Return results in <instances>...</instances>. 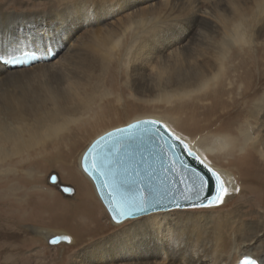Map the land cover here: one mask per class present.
<instances>
[{"label":"bare ground","instance_id":"1","mask_svg":"<svg viewBox=\"0 0 264 264\" xmlns=\"http://www.w3.org/2000/svg\"><path fill=\"white\" fill-rule=\"evenodd\" d=\"M32 2H41L44 6H27L24 0L0 2V40L26 38L31 43L24 50L40 54L38 62L25 68H9L0 63V74L6 76V80L0 81V150L12 144L15 147L10 151L16 155L23 151L21 147L29 148L24 138L18 147L14 144L21 135H30L47 124H57L91 105L105 83L104 75L113 58L117 59L112 65L125 62L132 86H139L134 88V93L141 98H155L164 91L183 93L207 86L220 67L219 61L243 41L244 35L250 37L246 51L254 61L258 57L257 46H264V0H201L206 5L199 12L203 19L193 32L185 28L159 34L158 27L191 9L181 5V11L177 12V0H86L96 7L93 15L91 8L85 12L80 6L85 0ZM47 37L52 38L55 59L45 60L49 52H45L40 41ZM244 53L242 48L234 56ZM111 71L113 77L117 73L114 65ZM251 106L244 121L248 127H240L238 132L242 136L240 163L254 160L255 172H261L254 157L264 161V95ZM145 119L155 118L142 117L128 123ZM87 146L78 157L81 172L79 161ZM222 173L229 191L233 190L235 182L230 174ZM82 174L103 204L93 181ZM74 194L77 193L73 190L70 196ZM85 194L87 197L86 191ZM250 199L239 200L217 216H180L183 211L174 210L188 208L164 206L121 225L110 220L119 227L79 246L69 264H199L197 256L208 258L211 264H236L248 244L245 237L254 239L255 235L264 233L262 202L258 197ZM91 203L93 200L87 197V204L94 207ZM98 221L92 222L99 225ZM27 227H23L24 233L0 228V243L7 245L0 250L1 264H36L37 256L42 258V251L37 250L40 246L35 251L17 246L31 232L34 235L37 226ZM47 230L66 235L62 230ZM35 235H39L32 236L38 245L49 238V234L35 232ZM262 250L264 241L251 248L249 255L255 258Z\"/></svg>","mask_w":264,"mask_h":264},{"label":"rangeland","instance_id":"2","mask_svg":"<svg viewBox=\"0 0 264 264\" xmlns=\"http://www.w3.org/2000/svg\"><path fill=\"white\" fill-rule=\"evenodd\" d=\"M8 1L14 0H0ZM24 1L27 6H44L41 2ZM249 39V35H244L243 44L239 43L225 54L227 56L221 60L223 63L219 61V69L204 88L188 89L183 93L164 91L155 98H141L134 93V88L139 86H132L124 61L118 66L113 64L117 73L112 77V62L117 59L113 58L104 75L105 83L91 105L57 124H47L30 135H21L14 144L18 147L24 138L29 148L23 143L20 149L23 151L18 155L10 151L15 147L12 144H6L10 147L0 150V228H11L17 233H24V226L62 230L74 241L71 242L70 237L69 243L63 241L52 245L45 240L38 245L32 236L39 235L35 232L32 235L31 232V236L23 242L26 243L17 246L27 250L34 248L33 251L40 246L37 250L42 251L40 255L44 257L37 256L36 264H69L68 260L73 259L78 248L119 227L110 222L106 208L94 190L89 193L91 183L79 170L78 157L95 136L142 117L163 120L178 134L185 136L202 157L207 156L221 172L229 173L235 182L234 188L241 189L239 193L231 190L234 196L219 208L174 210L183 211L180 216H217L234 207L239 200L254 197L260 198L264 207V161L259 156L254 157L262 169L255 172L257 162L250 159L240 163L239 155L242 148L239 128L248 127L244 121L248 118L251 105L264 95V46H257L258 57L254 61L249 57L251 53L246 51ZM122 43L119 42V45L122 46ZM242 48L245 53L234 56ZM52 174L57 177L54 183L50 181ZM60 185L72 188L77 194L70 196L73 191L64 194L58 188ZM85 191L88 199L93 200L91 206L94 207L87 204ZM91 209L93 212H90ZM96 220L99 225H94ZM6 246L5 242L0 243V250Z\"/></svg>","mask_w":264,"mask_h":264},{"label":"snow or ice","instance_id":"3","mask_svg":"<svg viewBox=\"0 0 264 264\" xmlns=\"http://www.w3.org/2000/svg\"><path fill=\"white\" fill-rule=\"evenodd\" d=\"M181 5L191 10L158 27L157 34L185 28L191 33L196 29L198 21L203 19L199 15L200 9L206 5L201 0H177V12L181 11ZM80 6L85 12L91 8L92 14H96V7L86 0ZM51 39L47 37L40 41L46 53L51 50ZM29 43L31 41L19 36L0 40L3 49L0 61L23 65L32 59L24 51ZM4 80L6 76L0 74V81ZM168 151L172 152V157H167ZM185 157L191 158L199 167L189 164ZM79 165L94 182L110 220L117 225L164 206L192 210L219 208L233 195L225 175L208 157H202L185 136L160 119L137 120L105 132L83 151ZM161 176L163 178L158 179ZM50 178L53 182L57 180L54 175ZM63 191L73 189L65 187ZM240 191L239 187L234 188L235 193ZM178 197H182L185 203H181ZM245 239L248 244L240 264H264V250L255 258L249 255L251 248L264 241V233L255 235L254 239L250 236ZM60 240H70V237H56L50 244H57ZM195 259L199 264H211L208 258L197 256Z\"/></svg>","mask_w":264,"mask_h":264},{"label":"water","instance_id":"4","mask_svg":"<svg viewBox=\"0 0 264 264\" xmlns=\"http://www.w3.org/2000/svg\"><path fill=\"white\" fill-rule=\"evenodd\" d=\"M145 120H148V119H145ZM123 127H125V126H123ZM113 129H115V128H113ZM113 129H111V130H109V131H112ZM109 131H107V132H109ZM105 133V132H104ZM104 133H102L101 135H103ZM101 135H99V136H101ZM99 136H97L95 139H97ZM94 139V140H95ZM93 140V141H94ZM93 141H91L90 143H89V145L93 142ZM161 143H163V140H161ZM88 145V146H89ZM87 146V147H88ZM86 147V148H87ZM150 147H151V145H150ZM177 148H179V145H177ZM172 152L171 151H168L167 152V157H172ZM187 160H188V162H189V164H191V165H193V166H197V167H199L198 165H196V162L195 161H193L191 158H187V157H185ZM52 175H54V174H52ZM55 176V175H54ZM163 177L161 176V177H159L158 179H162ZM50 181L51 182H53L52 180H51V178H50ZM57 181V180H56ZM55 181V182H56ZM54 183V182H53ZM94 183V182H93ZM65 187H68V186H65V185H60L58 188H59V190H61V192H63L64 194H70L71 192H64L63 191V189L65 188ZM96 189V188H95ZM96 192H97V194H98V196H99V193H98V191L96 190ZM100 197V196H99ZM101 199V198H100ZM178 199L180 200V202L182 203L183 201V198H180V197H178ZM101 201H102V199H101ZM103 203V202H102ZM166 203V202H165ZM104 205V204H103ZM105 206V205H104ZM105 208H106V206H105ZM34 231L35 232H37V233H40V234H44V235H47V234H49V238H48V243L50 244V241L52 240V239H54V238H56V237H65L66 235H64L63 233H55V232H51V233H49V230H47L46 228H39V227H36V228H34ZM47 233V234H46ZM68 242L69 240H60L59 242ZM58 242V243H59ZM53 245V244H52ZM55 245V244H54Z\"/></svg>","mask_w":264,"mask_h":264},{"label":"crops","instance_id":"5","mask_svg":"<svg viewBox=\"0 0 264 264\" xmlns=\"http://www.w3.org/2000/svg\"><path fill=\"white\" fill-rule=\"evenodd\" d=\"M86 181H87V180H86ZM88 183H89V182H88ZM90 188H91V190H89V193L92 194L93 188H92L91 184H90ZM93 192H94V191H93Z\"/></svg>","mask_w":264,"mask_h":264}]
</instances>
